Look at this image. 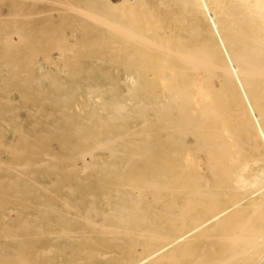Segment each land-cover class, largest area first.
I'll return each mask as SVG.
<instances>
[{
    "label": "bare ground",
    "instance_id": "bare-ground-1",
    "mask_svg": "<svg viewBox=\"0 0 264 264\" xmlns=\"http://www.w3.org/2000/svg\"><path fill=\"white\" fill-rule=\"evenodd\" d=\"M8 9L0 264H264V0Z\"/></svg>",
    "mask_w": 264,
    "mask_h": 264
},
{
    "label": "rangeland",
    "instance_id": "rangeland-1",
    "mask_svg": "<svg viewBox=\"0 0 264 264\" xmlns=\"http://www.w3.org/2000/svg\"><path fill=\"white\" fill-rule=\"evenodd\" d=\"M68 3H66V2ZM86 0H0V22H3L4 25H13L16 23L15 20H13V17L10 18L11 12L9 11V7H18L19 13L24 14V12L29 13L30 15L32 12L40 13V17H37L36 22L38 26V30H40V34L46 35L52 34L51 31L54 26L62 25V21H72L73 19H81V16L76 15L71 7L74 9L83 8ZM51 2V3H50ZM70 4V6H69ZM66 6V8H65ZM62 7V8H60ZM69 7V8H67ZM65 10H64V9ZM68 10V11H67ZM71 10V11H69ZM69 12V13H68ZM75 13V14H71ZM11 19V20H10ZM20 21V20H17ZM31 26V25H30ZM50 31V32H49ZM68 31H66L67 33ZM15 36V37H14ZM16 34H12V39L14 40L13 43L16 44L18 41V37H16ZM71 39H68V42L71 43ZM16 42V43H15ZM5 54V53H4ZM53 58L55 59V54H52ZM53 65V66H52ZM50 64L49 68L50 71L55 74L57 73L54 68V64ZM36 65L32 64L30 66L27 65H19L18 66V75H16L14 78L10 80L13 81L15 84H17L19 81H31L32 79L30 76L35 75L37 73ZM3 82H7L9 80L4 79ZM10 100L13 101L14 105L16 106V101L18 98L17 91L13 90L10 95H8ZM0 157L2 159L5 158V156L0 153ZM264 205V204H263ZM263 205L260 206V209L262 212H264ZM261 212V214H262ZM264 214V213H263ZM264 217V216H262ZM264 219V218H263ZM261 218V220L263 221Z\"/></svg>",
    "mask_w": 264,
    "mask_h": 264
}]
</instances>
